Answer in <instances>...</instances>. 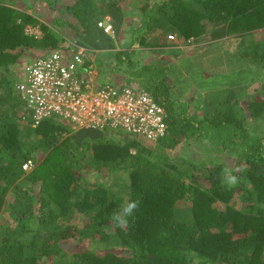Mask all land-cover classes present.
<instances>
[{
  "label": "trees",
  "instance_id": "1",
  "mask_svg": "<svg viewBox=\"0 0 264 264\" xmlns=\"http://www.w3.org/2000/svg\"><path fill=\"white\" fill-rule=\"evenodd\" d=\"M137 6L0 0V264H264V37L251 40L264 31V0H139ZM107 17L111 32L104 30ZM26 26H37L40 36ZM126 32L130 42L120 50ZM169 34L178 43L202 42L203 49L242 39L234 58L259 69L248 80L235 71L206 85L210 95L198 111L193 93H178L164 75L147 78L161 67L156 60L134 58L175 45ZM76 46L110 55L113 70L145 87L165 109L164 136L150 141L56 116L33 127L20 118L23 61ZM251 81L262 84L249 90ZM236 90L246 91L243 102ZM225 168L240 177L236 186H227ZM103 171L127 174L124 194L100 180ZM134 200L140 206L128 226L112 224L109 217Z\"/></svg>",
  "mask_w": 264,
  "mask_h": 264
},
{
  "label": "built area",
  "instance_id": "2",
  "mask_svg": "<svg viewBox=\"0 0 264 264\" xmlns=\"http://www.w3.org/2000/svg\"><path fill=\"white\" fill-rule=\"evenodd\" d=\"M105 21L104 30L111 32L108 17ZM25 30L40 36L37 26H26ZM168 38L176 36L169 34ZM97 52L83 46L69 51L53 49L22 65L23 77L16 84L20 118H29L33 127L56 116L76 127L119 128L142 134L150 141L164 136L165 109L144 87L119 80L94 90ZM31 164L28 160L22 167L27 170Z\"/></svg>",
  "mask_w": 264,
  "mask_h": 264
},
{
  "label": "rangeland",
  "instance_id": "3",
  "mask_svg": "<svg viewBox=\"0 0 264 264\" xmlns=\"http://www.w3.org/2000/svg\"><path fill=\"white\" fill-rule=\"evenodd\" d=\"M7 1L10 2L11 0ZM131 1L134 6V10L138 11L137 5L139 3V0ZM44 9L47 13L48 10L46 8ZM27 12L31 13V9H28ZM42 14L44 15V12ZM37 18H41L40 20L43 19V17H39V15H37ZM120 37V40L117 42V48L120 50H125L128 48V42H130V34L129 32H126ZM251 37L252 41H257L260 38L264 37V31L256 32ZM171 40L174 41L175 45L165 48L160 52L150 51V49H146V51L141 55L135 54L134 58L137 61L143 62L145 64H147L148 60H156L157 64L161 67L156 70L158 72H149L147 74V78L151 79V77H153V79H157L160 78V76L164 75L167 80L172 81L171 83H173L174 86H177L175 87L179 89L178 93L186 95H190L191 93H193V103L194 106H197L198 111H202V107L200 104L203 100V97H209L210 95V92H208V90L206 89V85H215V82L223 83L228 78L233 77L234 75L232 76V74H234L235 71H237V74L238 72H242V74H239L237 76L238 80H241V78L248 80L253 76L251 75V72L254 69H259L258 66H253L250 68L244 61H239L234 58V54H237V50L235 49L238 48V44L242 42V39L228 37L223 40L221 46L214 45L211 46L210 49H203L204 45L202 42L190 41L185 43H178L179 41L176 38ZM24 63L25 62L23 61L22 65H24ZM94 63L97 70L96 84L94 86L95 91L98 90L102 84L104 85L105 83H115L119 80L122 81L123 84H131V80H128L124 74L123 78L121 70H113L112 66L114 63L113 58L110 57V55H103L97 52L95 55ZM20 66L21 65L19 63L18 67L20 68ZM162 66L164 67L163 69ZM261 71L263 74L261 75V77H263L264 68H262ZM206 72L214 75L224 73L231 74L225 78L217 77L210 79L209 77L206 78ZM262 81L264 82V78H262ZM262 81H251V83L248 84L250 86L249 90L259 88V85L262 84ZM133 83L140 85L135 80H133ZM139 87L143 86L140 85ZM235 92L239 94L238 101L243 102V99L245 98L244 94L246 93V91L243 90L240 92L236 90ZM242 94L243 96L241 97L240 95ZM255 121L257 122L258 120H252V122ZM100 180L103 181L106 186H110L116 193L124 194L126 189L125 183L127 181L126 173L123 172L107 175L105 174V171H103V173H101ZM72 233L75 234L76 230ZM72 233H69L68 236L73 240L74 235Z\"/></svg>",
  "mask_w": 264,
  "mask_h": 264
},
{
  "label": "clouds",
  "instance_id": "4",
  "mask_svg": "<svg viewBox=\"0 0 264 264\" xmlns=\"http://www.w3.org/2000/svg\"><path fill=\"white\" fill-rule=\"evenodd\" d=\"M112 31V30H111ZM235 171H243V169H235ZM224 180L228 187H234L240 182V177L233 175L232 170L225 168L223 170ZM140 206L139 200L129 201L122 207L118 208L110 217L112 224L127 227L129 224V217H133V214L138 210Z\"/></svg>",
  "mask_w": 264,
  "mask_h": 264
}]
</instances>
